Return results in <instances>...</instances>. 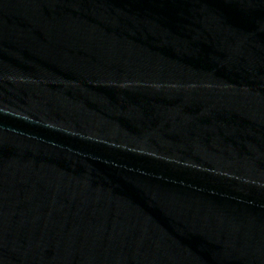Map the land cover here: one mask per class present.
Here are the masks:
<instances>
[{
  "label": "water",
  "instance_id": "1",
  "mask_svg": "<svg viewBox=\"0 0 264 264\" xmlns=\"http://www.w3.org/2000/svg\"><path fill=\"white\" fill-rule=\"evenodd\" d=\"M0 264H264V0H0Z\"/></svg>",
  "mask_w": 264,
  "mask_h": 264
}]
</instances>
